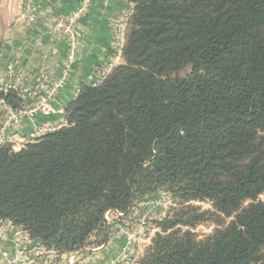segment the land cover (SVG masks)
Instances as JSON below:
<instances>
[{
  "label": "trees",
  "instance_id": "16d2710c",
  "mask_svg": "<svg viewBox=\"0 0 264 264\" xmlns=\"http://www.w3.org/2000/svg\"><path fill=\"white\" fill-rule=\"evenodd\" d=\"M128 1L120 63L82 87L64 126L0 146V224L83 254L109 242L108 212L125 224L163 190L173 206L139 264H262L264 0ZM0 99L22 109L17 90ZM207 222L220 228L198 241Z\"/></svg>",
  "mask_w": 264,
  "mask_h": 264
},
{
  "label": "crops",
  "instance_id": "0c3cea01",
  "mask_svg": "<svg viewBox=\"0 0 264 264\" xmlns=\"http://www.w3.org/2000/svg\"><path fill=\"white\" fill-rule=\"evenodd\" d=\"M83 0H0V88L17 90L23 95L22 109H32L37 102L36 86L40 80L47 84L63 78L67 66L70 41L76 44V60L62 89L54 97L58 110L52 115L41 111L32 113L16 126L5 129L15 151L30 140L61 128L66 124V111L84 86L101 80L102 70L113 55L112 39L115 25L132 10L128 0H92L74 29L55 31L58 18L79 10ZM8 106L0 99V122ZM135 209L124 225L131 231L140 225V212ZM126 239H111L104 246L87 253L52 258L40 252V242L31 240L11 222H4L0 239V264L22 249L25 264H113L123 255Z\"/></svg>",
  "mask_w": 264,
  "mask_h": 264
},
{
  "label": "built area",
  "instance_id": "2783aa9c",
  "mask_svg": "<svg viewBox=\"0 0 264 264\" xmlns=\"http://www.w3.org/2000/svg\"><path fill=\"white\" fill-rule=\"evenodd\" d=\"M92 0H83L81 7L79 10L74 12L69 16H63L58 18L54 25L55 31H64L69 32L74 29L75 24L78 22L79 18L85 14L86 10L91 6ZM131 11L126 12L120 20L115 25L114 35L112 39V49L113 55L111 60L107 63V65L100 70L101 79L105 77L118 63H120L123 54V48L125 43L126 37V29L127 23L129 20V16L131 15ZM76 44L73 40L70 41V50L68 54L67 66L64 71L63 78L53 82L52 84H47L46 81L40 80L36 86V93L38 95V99L36 105L32 109H21L15 110L11 107L7 108V115L1 119L0 125L2 132L5 129L10 127L16 126L24 118H27L32 113L36 111H41L45 115H52L58 112V110L53 105L54 97L57 95L58 91L62 89L64 86L66 79L70 75L72 71V65L76 60ZM23 99V95H21ZM4 102V101H3ZM10 143L9 138L2 134L0 135V146ZM124 213L120 211L116 212H108L105 216V219L109 224L112 225V229L116 230L120 236L126 238L128 241H132L134 236L129 233L126 225L121 222V218H124ZM4 236V222L0 224V239ZM40 252H46L52 258H56L57 254L53 251H47L42 246L39 248ZM75 254H71V260H74ZM26 263V256L22 249H18L15 251L14 256L11 258H7L5 264H25Z\"/></svg>",
  "mask_w": 264,
  "mask_h": 264
},
{
  "label": "rangeland",
  "instance_id": "374dc122",
  "mask_svg": "<svg viewBox=\"0 0 264 264\" xmlns=\"http://www.w3.org/2000/svg\"><path fill=\"white\" fill-rule=\"evenodd\" d=\"M260 200L264 201V195L260 197ZM246 203L245 205H247ZM195 206H199L203 211L212 210L210 202L193 203ZM173 206V197L166 191H159L157 194L147 197L140 201L132 209L140 212V225L137 230H129L130 225H126L130 234L134 236L132 241H128L126 238V246L124 247L123 255L118 258L113 264H139L140 259L143 257L148 246L151 245L153 238L159 232L156 222L163 219L168 210H171ZM131 218V215H129ZM128 219L130 220V218ZM233 218H225V225L227 226ZM220 228L213 222H207L199 225L197 228L192 229V232L196 235L198 241H204L214 235L215 231ZM111 239L121 240L119 233L116 230L111 229ZM262 264H264V252L262 253Z\"/></svg>",
  "mask_w": 264,
  "mask_h": 264
}]
</instances>
